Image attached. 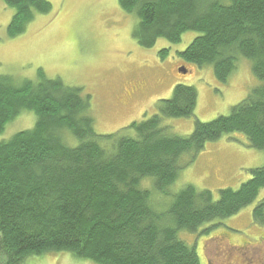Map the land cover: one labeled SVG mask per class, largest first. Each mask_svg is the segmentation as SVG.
Segmentation results:
<instances>
[{
  "label": "trees",
  "instance_id": "16d2710c",
  "mask_svg": "<svg viewBox=\"0 0 264 264\" xmlns=\"http://www.w3.org/2000/svg\"><path fill=\"white\" fill-rule=\"evenodd\" d=\"M13 10L6 35H21L36 16L51 12L46 0H0ZM137 21L132 38L149 49L163 39L180 42L199 34L177 53L183 62L211 67L226 83L239 58L264 83V0H117ZM160 52L161 58L166 56ZM89 96L60 79L0 76V137L22 113L35 123L0 141V264H23L30 257L68 254L91 264H200L195 246L179 238L204 225L237 215L264 188V166L250 170L237 190L186 186L169 190L181 169L208 143L240 134L251 149L264 152V84L253 89L226 116L195 121L190 135H171L163 119L194 113V88L176 85L159 100L156 114L118 133L97 135ZM162 197L157 203L146 188ZM264 225V199L253 210ZM209 228L205 229L206 232ZM264 264V263H263Z\"/></svg>",
  "mask_w": 264,
  "mask_h": 264
},
{
  "label": "rangeland",
  "instance_id": "374dc122",
  "mask_svg": "<svg viewBox=\"0 0 264 264\" xmlns=\"http://www.w3.org/2000/svg\"><path fill=\"white\" fill-rule=\"evenodd\" d=\"M46 1L51 12L36 16L14 38L6 35L13 10L0 1V76L34 81L41 70L47 79L80 88L83 97H90L89 114L97 135L118 133L132 122L148 119L156 114L157 102L169 99L173 88L181 85L196 91L194 113L187 119H163L162 124L171 135L185 137L193 131L195 121L207 123L228 115L264 84L244 58L238 59L226 83L215 79L211 67L183 62L177 53L199 35L195 32L182 34L177 44L159 39L152 48L139 47L132 38L137 21L120 10L117 0ZM163 50L167 54L161 58ZM182 68L186 74L179 72ZM34 123L32 113L20 114L6 126L0 141L31 129ZM189 160L190 155L181 157L171 193L193 186L208 190L217 199L219 190H237L250 179V170L263 167L264 152L249 148L245 138L234 133L208 143L192 162ZM142 187L151 191L157 203L162 202L152 191L150 180L143 181ZM262 199L264 188L237 215L204 225L196 234L181 233L179 238L187 246H195L200 264H263L264 225L252 217ZM23 264L91 263L75 261L68 254H47L30 257Z\"/></svg>",
  "mask_w": 264,
  "mask_h": 264
},
{
  "label": "water",
  "instance_id": "95a60500",
  "mask_svg": "<svg viewBox=\"0 0 264 264\" xmlns=\"http://www.w3.org/2000/svg\"><path fill=\"white\" fill-rule=\"evenodd\" d=\"M179 72H181L182 74H186V71L184 68H182L181 70H179Z\"/></svg>",
  "mask_w": 264,
  "mask_h": 264
},
{
  "label": "flooded vegetation",
  "instance_id": "af4514ba",
  "mask_svg": "<svg viewBox=\"0 0 264 264\" xmlns=\"http://www.w3.org/2000/svg\"><path fill=\"white\" fill-rule=\"evenodd\" d=\"M132 92H133V90H131L130 92H129V94L128 95H131L132 94ZM136 92V91H135Z\"/></svg>",
  "mask_w": 264,
  "mask_h": 264
}]
</instances>
